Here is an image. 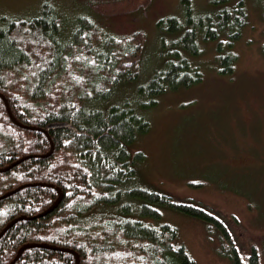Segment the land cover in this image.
I'll return each instance as SVG.
<instances>
[{"label": "trees", "instance_id": "obj_1", "mask_svg": "<svg viewBox=\"0 0 264 264\" xmlns=\"http://www.w3.org/2000/svg\"><path fill=\"white\" fill-rule=\"evenodd\" d=\"M86 7L61 14L40 0L0 15V232L17 220L0 236V264L25 245L12 264H76L75 254L79 264H195L162 220L166 208L201 220L230 264H262L255 246L240 255L217 215L145 186L138 172L149 111L201 80L202 45L215 44L218 74L232 72L244 0L204 9L179 0L155 21L148 49L98 28Z\"/></svg>", "mask_w": 264, "mask_h": 264}, {"label": "rangeland", "instance_id": "obj_2", "mask_svg": "<svg viewBox=\"0 0 264 264\" xmlns=\"http://www.w3.org/2000/svg\"><path fill=\"white\" fill-rule=\"evenodd\" d=\"M61 14L86 5L92 22L120 39L143 40L148 49L158 18L175 15L179 0H51ZM40 0H0V15H23ZM208 0H192L204 9ZM248 22L233 43L230 74L216 72L212 42L196 59L201 80L166 94L149 111L150 130L138 143L145 153L140 181L177 201L194 200L217 215L230 231L240 255L251 246L264 250V45L262 12L244 0ZM261 4H264L262 0ZM260 4V5H261ZM72 13V14H73ZM178 242L195 264H230L220 256L217 234L186 214L164 209Z\"/></svg>", "mask_w": 264, "mask_h": 264}, {"label": "water", "instance_id": "obj_3", "mask_svg": "<svg viewBox=\"0 0 264 264\" xmlns=\"http://www.w3.org/2000/svg\"><path fill=\"white\" fill-rule=\"evenodd\" d=\"M4 101H5V100H4ZM5 105H6V107H7L6 102H5ZM8 112H9V111H8ZM57 202H58V200L55 202V204H56ZM13 223H14V221L11 222L10 225L6 226V227L0 232V236H1V235L7 230V228H8L9 226L13 225ZM26 247H28V245H25V246H23L22 248H20V250L18 251V254H17L16 258H15L10 264H12V263L17 259V257H18V255L20 254V252H21L23 249H25Z\"/></svg>", "mask_w": 264, "mask_h": 264}, {"label": "bare ground", "instance_id": "obj_4", "mask_svg": "<svg viewBox=\"0 0 264 264\" xmlns=\"http://www.w3.org/2000/svg\"><path fill=\"white\" fill-rule=\"evenodd\" d=\"M17 163H18V162H17ZM17 163H16V164H17ZM6 169H7V168H6ZM6 169H4V170H6ZM59 197H61V193H60V192H59ZM59 197H58V198H59ZM57 200H58V199H57ZM57 200H56V201H57ZM56 201H55V202H56ZM56 205H57V204L54 203V204H53V205H52V206H51L46 212L51 211ZM15 221H17V220H15ZM15 221H14V222H15ZM9 225H10V224H9ZM75 257H76V264H79V257H78V255L75 254Z\"/></svg>", "mask_w": 264, "mask_h": 264}]
</instances>
